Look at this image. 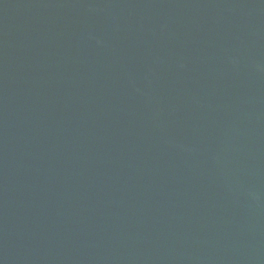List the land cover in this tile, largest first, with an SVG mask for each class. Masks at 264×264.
I'll list each match as a JSON object with an SVG mask.
<instances>
[{
  "label": "water",
  "instance_id": "obj_1",
  "mask_svg": "<svg viewBox=\"0 0 264 264\" xmlns=\"http://www.w3.org/2000/svg\"><path fill=\"white\" fill-rule=\"evenodd\" d=\"M0 264H264V0H0Z\"/></svg>",
  "mask_w": 264,
  "mask_h": 264
}]
</instances>
